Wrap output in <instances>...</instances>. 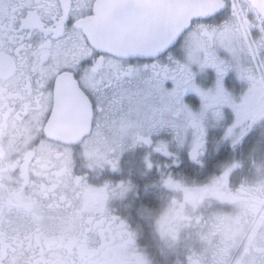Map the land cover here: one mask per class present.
<instances>
[{
  "label": "flooded vegetation",
  "instance_id": "obj_1",
  "mask_svg": "<svg viewBox=\"0 0 264 264\" xmlns=\"http://www.w3.org/2000/svg\"><path fill=\"white\" fill-rule=\"evenodd\" d=\"M193 71L202 89L214 90V69L193 65ZM224 83L239 104L247 82L229 70ZM184 103L197 112L187 118L202 141L198 157L179 156L170 143L174 137L182 144L180 133L189 132L177 122ZM49 107L47 93L0 90V264H227L234 241L231 264L243 252L242 264H264V106L238 114L198 93L180 101L157 93L146 114L167 110L168 125L149 126L142 116L122 113L91 128L70 93L54 114ZM54 115L67 117L60 126L79 135L51 134ZM197 117H218L213 140L206 126L201 135ZM157 145L171 155L160 156ZM208 201L213 211L222 208L221 217L209 216ZM147 209L161 217L183 213L175 216L171 249L160 243L156 253L147 246L142 229L154 226ZM212 232L220 242L214 240L210 259L205 245Z\"/></svg>",
  "mask_w": 264,
  "mask_h": 264
},
{
  "label": "snow or ice",
  "instance_id": "obj_2",
  "mask_svg": "<svg viewBox=\"0 0 264 264\" xmlns=\"http://www.w3.org/2000/svg\"><path fill=\"white\" fill-rule=\"evenodd\" d=\"M193 65L215 70L214 90ZM229 70L248 84L239 104ZM5 87L47 93L49 115L70 93L90 128L122 113L147 119L157 93H198L246 114L264 106V0H0Z\"/></svg>",
  "mask_w": 264,
  "mask_h": 264
},
{
  "label": "rangeland",
  "instance_id": "obj_3",
  "mask_svg": "<svg viewBox=\"0 0 264 264\" xmlns=\"http://www.w3.org/2000/svg\"><path fill=\"white\" fill-rule=\"evenodd\" d=\"M244 85L245 84H243V87H244ZM172 100L173 99H171V101ZM162 107H164V104H162ZM183 108H185L187 110H185V109L182 110V112L178 116L177 122L180 124H183V125L185 124V127H187V130L189 132L180 133V136H181L180 140H181L182 144H180L179 141L177 142V139L174 137L171 138L170 143L176 145V147L174 148V151L177 150V152H176L177 155L183 156V157L184 156L188 157V154H189L192 158L198 157L202 151V141L198 140L194 135H192L190 133L191 130L189 127H191V126L193 127L194 123L192 121H190L192 118L191 119L187 118V116L188 117L192 116V115L196 114L197 112L194 111V109L191 106H188L186 103L183 104ZM171 110H172V108H171ZM198 112L200 113V111H198ZM169 114H170V112H168L167 110L164 111V113L160 114V115H156L154 112L148 111L147 112V119H145L143 116L142 117H143V120H145V122L149 126L160 125L163 123H164V125H168L169 123H168L166 118L168 117ZM168 118H170V116ZM208 121L210 123H207V125H206V122H208ZM217 121H218V117L217 118L213 117L211 120H206V119L204 120L203 119V122H202V120L199 117L195 121V125L198 129H200L201 135L203 133L204 126H206V128L208 130L207 135L209 136V138H211L213 140L214 136H215L214 125L218 124ZM248 123L249 122L247 121L246 124L244 125V127H243L244 130L247 129L251 125ZM114 125H116V124H114ZM119 125H122V124L117 123L116 126H119ZM259 126L264 129V117L260 119ZM262 142L264 143V138H262ZM157 148H158V150H156ZM154 149L160 154V156L162 155L163 157H168L171 155L170 149L167 146L157 145V146H155ZM192 202H194V200H192ZM215 204H218V202L216 201ZM206 207H207L208 211H210V213H211V214H209V216L211 215V217H217V218L221 217L220 211L222 208H219V209H216L215 211H213L211 201L206 202ZM151 211H154V210L147 209L146 216H147V218H150L154 224V230H155L154 232H155L156 237L158 239L157 242L162 243L165 248L169 247V249H171L173 246V241H175L174 238L172 237L174 234V231H175V224H177V222H176L177 220L175 219V216L177 214L181 213L180 215L183 217V213L181 211H178L176 213L170 212V213H168V215L161 217L160 213H156V212L154 213ZM252 223L253 222H251V225H252ZM177 229L178 228H176V231H177ZM230 234H231L230 231H226L225 235L230 237ZM212 235H213V237H211L209 240L207 239L206 245H205L206 255L210 259H212L214 257V254H215V251L213 249L214 240L216 242H220V240L218 241L217 236L214 235L213 232H212ZM228 237H226V238H228ZM232 245H233L232 248L229 247V249H228V257L226 259L227 264H231V259L233 258L234 249L237 247L236 241H234ZM245 258H246V254H245V252H243L241 257H240V261L237 264H242L243 261L245 260Z\"/></svg>",
  "mask_w": 264,
  "mask_h": 264
},
{
  "label": "water",
  "instance_id": "obj_4",
  "mask_svg": "<svg viewBox=\"0 0 264 264\" xmlns=\"http://www.w3.org/2000/svg\"><path fill=\"white\" fill-rule=\"evenodd\" d=\"M67 119L68 118L65 116L54 115L47 130L50 131L51 134L56 133L55 135L57 136L70 137V136H74V134L79 135V133H77L75 130L69 129L68 126H66V129L60 126L66 124Z\"/></svg>",
  "mask_w": 264,
  "mask_h": 264
},
{
  "label": "trees",
  "instance_id": "obj_5",
  "mask_svg": "<svg viewBox=\"0 0 264 264\" xmlns=\"http://www.w3.org/2000/svg\"><path fill=\"white\" fill-rule=\"evenodd\" d=\"M213 165V164H212ZM154 226H152L151 224H149L148 226H146L144 229H142V236L143 239L145 240V242L147 243V246L152 249L153 252L157 253V250H155V248L160 245V243H158V239L156 237V234L154 232ZM166 251H163V254H166Z\"/></svg>",
  "mask_w": 264,
  "mask_h": 264
}]
</instances>
